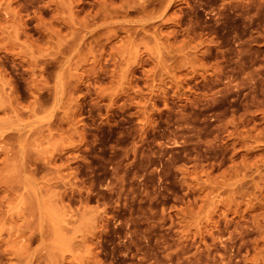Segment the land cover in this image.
Here are the masks:
<instances>
[{
	"label": "rangeland",
	"instance_id": "374dc122",
	"mask_svg": "<svg viewBox=\"0 0 264 264\" xmlns=\"http://www.w3.org/2000/svg\"><path fill=\"white\" fill-rule=\"evenodd\" d=\"M0 264H264V0H0Z\"/></svg>",
	"mask_w": 264,
	"mask_h": 264
}]
</instances>
